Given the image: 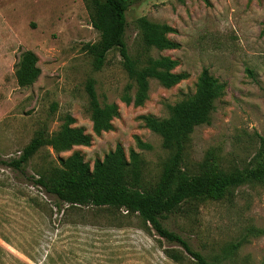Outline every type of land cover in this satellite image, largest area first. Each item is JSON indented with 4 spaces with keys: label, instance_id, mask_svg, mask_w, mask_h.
I'll return each mask as SVG.
<instances>
[{
    "label": "rangeland",
    "instance_id": "obj_1",
    "mask_svg": "<svg viewBox=\"0 0 264 264\" xmlns=\"http://www.w3.org/2000/svg\"><path fill=\"white\" fill-rule=\"evenodd\" d=\"M123 41L128 53L140 50L135 20L164 23L166 36L177 45L147 50L152 57L176 61L171 69L184 78L165 87L148 79L141 105L125 103L130 80L116 49L109 50L95 69L84 44L98 33L90 26L81 0H0V161L16 156L38 128L58 129L65 117L70 126L90 136L88 145L63 151L49 146L37 150L23 172L0 163V264H192L179 246L142 227L135 216L119 226L104 219L96 225L46 226L45 219L26 202L43 196L26 176L46 160L78 152L89 165L120 143L125 155L139 156L141 179L153 183L168 150L147 129L143 115L164 117L167 106L193 94L205 68L221 86L207 124L193 127L183 153L187 172L213 160L224 170L264 163V0H125ZM30 50L39 74L28 86H18L14 69L20 53ZM91 78L100 104L114 103L111 129L94 134L89 119L85 83ZM163 224L214 264H264V184L245 182L219 200L182 204ZM182 255L173 261L164 250ZM57 255V256H56ZM59 256V257H58Z\"/></svg>",
    "mask_w": 264,
    "mask_h": 264
},
{
    "label": "trees",
    "instance_id": "obj_2",
    "mask_svg": "<svg viewBox=\"0 0 264 264\" xmlns=\"http://www.w3.org/2000/svg\"><path fill=\"white\" fill-rule=\"evenodd\" d=\"M89 17L90 26L98 33L94 43L84 44V49L92 58V66L98 69L106 53L116 49L120 63L133 93L122 94L125 103L141 105L146 98L148 79L153 78L168 87L184 78L182 72L171 69L176 61L168 56L152 57L147 50L171 49L176 43L166 34L172 28L140 16L135 20L140 50L128 53L123 41L125 20V0H81ZM36 57L30 50L20 53L14 77L18 86L32 84L39 74L35 65ZM221 86L201 69L192 95L167 106V115L153 117L143 115V125L157 134L161 146L168 150L159 174L153 183L141 179V163L133 150L125 155L120 143L107 151L101 158H95L91 165L83 161L78 152L66 157L44 160L33 173L26 176L29 185L35 186L43 195L53 197L48 201L43 196H27V204L36 209L45 219L46 226L54 230L67 225H96L88 218L103 221L111 226H119L122 217L135 216L145 229L150 228L158 237L176 244L192 258V264H214L200 252L192 249L183 237L168 229L163 220L179 209L182 204L198 200H219L230 190L245 182L264 184V163L242 169L224 170L213 160L202 164L196 172H187L183 167V153L193 127L207 124L214 109ZM88 98L87 109L94 134L111 129V119L117 115L114 103L100 104L97 101L93 80L85 83ZM72 118L65 117L57 130L47 132L38 128L16 156L0 163L13 171L23 172L31 158L42 146L54 151L69 149L72 145H88L90 136L80 127L70 126ZM173 261H181L182 255L174 249L164 250ZM53 247L43 256L42 264L53 262ZM57 256V255H56ZM59 257V256H58Z\"/></svg>",
    "mask_w": 264,
    "mask_h": 264
}]
</instances>
